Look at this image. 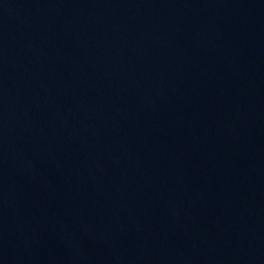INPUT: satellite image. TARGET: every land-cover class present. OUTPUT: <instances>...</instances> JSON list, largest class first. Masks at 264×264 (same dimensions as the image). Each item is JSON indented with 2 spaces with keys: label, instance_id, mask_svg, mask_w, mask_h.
Masks as SVG:
<instances>
[{
  "label": "water",
  "instance_id": "95a60500",
  "mask_svg": "<svg viewBox=\"0 0 264 264\" xmlns=\"http://www.w3.org/2000/svg\"><path fill=\"white\" fill-rule=\"evenodd\" d=\"M0 264H264V0H0Z\"/></svg>",
  "mask_w": 264,
  "mask_h": 264
}]
</instances>
